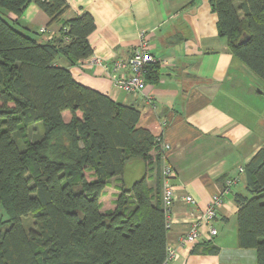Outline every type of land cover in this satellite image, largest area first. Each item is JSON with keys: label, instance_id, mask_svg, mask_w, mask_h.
Returning a JSON list of instances; mask_svg holds the SVG:
<instances>
[{"label": "trees", "instance_id": "1", "mask_svg": "<svg viewBox=\"0 0 264 264\" xmlns=\"http://www.w3.org/2000/svg\"><path fill=\"white\" fill-rule=\"evenodd\" d=\"M30 2L60 23L46 41L7 18L9 12L20 16ZM209 4L218 34L264 85V0ZM67 7L66 0H0V264H162L168 229L159 144L137 126L135 106L77 83L54 62L62 55L72 64L93 52L87 39L93 16L83 11L64 21ZM145 78L157 80L155 64ZM64 110L71 113L68 122ZM137 158L147 172L155 170V188L146 175L128 187L122 183L126 164ZM243 172L246 194L233 198L237 243L254 249L256 264H264V145ZM114 176L122 184L116 206L101 212L99 199Z\"/></svg>", "mask_w": 264, "mask_h": 264}, {"label": "crops", "instance_id": "2", "mask_svg": "<svg viewBox=\"0 0 264 264\" xmlns=\"http://www.w3.org/2000/svg\"><path fill=\"white\" fill-rule=\"evenodd\" d=\"M66 2L62 20L83 11L93 16L95 29L87 38L93 52L72 64L62 55L54 62L67 67L77 83L117 103L135 106L140 111L137 126L148 129L154 137L160 135L169 146L166 160L176 175L172 179L175 195L167 245L178 251L170 264H256L255 250L238 246L233 198L238 192L246 194L244 165L264 145V85L235 59L226 39L218 34L217 14L209 0ZM7 18H17L16 26L39 41L50 39L60 28V23L50 22L34 2L20 16L9 12ZM42 28L45 31L41 32ZM142 31L155 58L152 64L157 66L158 78L147 81L144 92L134 95L114 86L110 65L105 69L103 64L127 59ZM61 114L65 122L70 120L69 110ZM158 151L161 155L164 152L160 144ZM155 153L152 150L150 154ZM141 160L148 185L155 188L156 172H147ZM227 178H235V182L217 207L218 217L212 223L216 234L209 236L206 224L200 222L194 242H179L211 195L223 191ZM121 186L118 176L109 178L103 195L108 192L107 204L113 208L103 206L102 195L101 212L115 208ZM186 194L196 200L195 205L182 199ZM212 246L216 253L207 251Z\"/></svg>", "mask_w": 264, "mask_h": 264}, {"label": "built area", "instance_id": "3", "mask_svg": "<svg viewBox=\"0 0 264 264\" xmlns=\"http://www.w3.org/2000/svg\"><path fill=\"white\" fill-rule=\"evenodd\" d=\"M45 31L44 28L40 30ZM155 61L154 56L149 51V41L145 31L140 33L139 42L137 46L132 50L129 57L125 60L116 59L107 64H103L105 69H108L110 65V72H113L112 82L114 86L124 91L125 93L139 95L144 92L147 84L145 74L149 65ZM158 144L161 145L162 150V164H161V207L166 215V227L170 228L171 224V206L174 198V190L172 186V179L176 175V171L164 164L166 161V150L168 145L163 141L162 137H155ZM243 168H240L242 171ZM235 182V178H227L225 180V187L220 193L211 195L208 205L198 213V217L194 218L190 228L187 232L180 237L179 242L192 243L198 237L197 227L200 222H204L208 228L209 236L216 234V229L213 226V221L218 217L217 207L222 203L223 196L228 193L227 189ZM182 199L191 205L196 204V200L189 194L183 195ZM178 256L176 247L167 245L166 254L162 264H170Z\"/></svg>", "mask_w": 264, "mask_h": 264}, {"label": "rangeland", "instance_id": "4", "mask_svg": "<svg viewBox=\"0 0 264 264\" xmlns=\"http://www.w3.org/2000/svg\"><path fill=\"white\" fill-rule=\"evenodd\" d=\"M234 2L236 3V0H234ZM121 95L122 96H126L123 92H121ZM77 111H80V110H77ZM141 161L142 160L140 158H137V159L134 160V162H132V164H130V163H127L126 164L125 170H124V173H123V181H124V184L127 187L130 186L135 180L141 178L144 175L145 170L142 167H140ZM164 164L167 165V166H169V167H172L173 168V166H171V164L167 160L164 162ZM160 182H161L160 189H162V181H161V178H160ZM171 183H172V181H171ZM107 197H108V192L105 191V194L101 197L102 200H103V203H104L103 206L113 208V205L112 204L110 206H109V203L107 204ZM160 204H161V190H160ZM101 205H102V202H101ZM0 212H2V211L0 210ZM4 217H5L4 214H1L0 215V218H4ZM23 222H24L26 228H29L31 226L32 222H33V218L29 214L28 216H26V218H23Z\"/></svg>", "mask_w": 264, "mask_h": 264}, {"label": "water", "instance_id": "5", "mask_svg": "<svg viewBox=\"0 0 264 264\" xmlns=\"http://www.w3.org/2000/svg\"><path fill=\"white\" fill-rule=\"evenodd\" d=\"M247 38V36L245 37V39ZM245 39H241L240 42L242 43Z\"/></svg>", "mask_w": 264, "mask_h": 264}]
</instances>
